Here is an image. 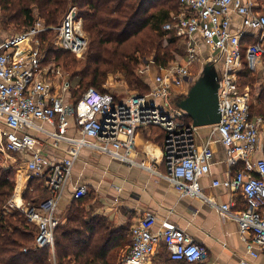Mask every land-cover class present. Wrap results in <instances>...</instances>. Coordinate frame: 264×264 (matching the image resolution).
<instances>
[{
  "label": "built area",
  "instance_id": "built-area-1",
  "mask_svg": "<svg viewBox=\"0 0 264 264\" xmlns=\"http://www.w3.org/2000/svg\"><path fill=\"white\" fill-rule=\"evenodd\" d=\"M258 8V0H180L179 11L172 13L164 28L186 42V56L159 67L146 93L103 92L92 86L76 104L69 99L71 83L61 67L45 66L46 54L41 51L38 35L49 27L37 23L20 34L3 35L0 26V151L22 157V185L41 178L50 193L38 205H26L17 191L20 202L13 198L6 208L21 210L36 225V245L54 247V233L62 221L57 214L58 203L75 162L88 148L166 178L183 196L208 201L238 224L252 256L264 251V115H252L250 85L240 82L246 67L257 72L264 62V11ZM234 14L240 18L236 29L232 26ZM248 31L256 40L243 50ZM196 36L213 51L207 60L201 55ZM55 42L76 53L85 48L83 19L77 6L64 16ZM207 62L222 64L221 120L208 126L205 143L200 144V127L188 121L177 101L186 96ZM196 63L200 70L193 74L191 67ZM73 122L75 131L69 134ZM152 126L165 134L163 170L156 156L147 152L146 156L138 155L137 131ZM49 142L57 148L65 143V156H49L44 151ZM219 142L231 170L240 159L246 165L223 180L213 179L211 185L240 194L245 208H239L234 198L219 202L201 186V179L212 172L214 145ZM88 192L87 186H77L74 199ZM155 224L156 216L146 212L131 227L132 246L124 264H148L162 245L172 260L186 264H196L206 254L179 227L155 230Z\"/></svg>",
  "mask_w": 264,
  "mask_h": 264
},
{
  "label": "trees",
  "instance_id": "trees-1",
  "mask_svg": "<svg viewBox=\"0 0 264 264\" xmlns=\"http://www.w3.org/2000/svg\"><path fill=\"white\" fill-rule=\"evenodd\" d=\"M258 1L261 9L264 0ZM71 6L78 7L89 36L82 68V61L75 54L53 48L50 41L46 44L48 32H41L38 37L41 51L46 54L45 63L54 58L70 73V93L75 104L89 87L108 91L104 83L109 74L117 71L126 76L137 93H146L151 86L136 73L140 62L151 58L157 67H163L177 60L180 39L166 31L164 25L172 13L179 11L180 0H0L2 34H10L12 27L25 30L38 19H43L49 28L56 26ZM240 76L242 85L252 86L258 80L247 67ZM263 95L262 89L259 101ZM261 103L252 104L253 116L264 115ZM188 121H192L190 117ZM152 128L159 130L158 137L164 140V131L158 126ZM11 177V171H5L0 180V264H124L131 248L127 230L113 229L105 216L93 215L87 207L91 199L88 194L75 199L57 226L54 247L36 245V225L21 210L4 208L16 187ZM30 188L39 196L44 194L43 199L50 194L41 178H32ZM27 194L28 191L24 196ZM164 264L186 263L167 258Z\"/></svg>",
  "mask_w": 264,
  "mask_h": 264
},
{
  "label": "crops",
  "instance_id": "crops-1",
  "mask_svg": "<svg viewBox=\"0 0 264 264\" xmlns=\"http://www.w3.org/2000/svg\"><path fill=\"white\" fill-rule=\"evenodd\" d=\"M258 10L264 11V5ZM239 25L240 18L234 14L232 26L236 29ZM255 40L253 32L248 31L243 38V50L249 41ZM182 41L185 43L184 56H186V42L183 39ZM196 41L205 60L213 55L210 46L200 36H196ZM215 64L217 68L222 69V64ZM259 68L254 74L264 89V62L260 64ZM218 71L222 73L223 70ZM154 76H148L147 82L151 83ZM142 129H139L136 134L139 157L146 156L145 152L151 153L157 157L160 162L159 168L163 170V140H152L149 138L150 135L141 134ZM209 130V127L199 129L200 144L205 143ZM74 131L73 122L69 134H74ZM49 141L52 140L49 139ZM261 143L264 144V139L261 140ZM66 146L65 143H61L57 148L49 142L44 151L49 156L61 158L66 154ZM253 159L255 160L254 157ZM245 165V160L240 159L231 170L223 145L220 142L216 143L212 158V172L200 181L205 193L215 196L219 202H226L234 198L237 200L239 208L246 207L243 197L237 192L223 186L213 187L211 185L213 179L223 180L231 171L235 173ZM253 174L256 172L253 171ZM22 180H24V176ZM81 185H85L89 189L87 196L90 195L91 199L87 207L92 210L93 215L105 216L113 229L125 228L131 246V227L146 212H151L156 216L155 230H162L172 225L177 226L190 234L194 241L204 248L206 254L196 264H264V251L260 252L257 257L249 253L238 224L234 220L224 217L208 201L200 197L183 196L164 177L138 166H131L126 162L115 160L98 150L84 148L74 164L71 179L64 188L62 198L58 203L57 214L62 220L75 201L73 194L76 187ZM167 258L170 259L169 252L162 245L157 253L150 258L148 264H164Z\"/></svg>",
  "mask_w": 264,
  "mask_h": 264
},
{
  "label": "rangeland",
  "instance_id": "rangeland-1",
  "mask_svg": "<svg viewBox=\"0 0 264 264\" xmlns=\"http://www.w3.org/2000/svg\"><path fill=\"white\" fill-rule=\"evenodd\" d=\"M71 7H69V10H70ZM77 10H78V13H79L78 7H77ZM35 14H37V11L35 12ZM37 23H42L43 25H45V21L43 19L36 20V23L33 26H35ZM60 24H58L56 26H50V28L48 30H44L43 31V32H46V33L48 32L47 34L50 35V38L45 41L46 44L50 41L51 44H52L51 46L53 48L57 47L58 49H62L60 46L56 45V42H55L56 37L58 36V27L60 26ZM29 28L30 27H28L27 29H29ZM27 29H25V30L22 29V30L18 31L17 29L12 27L10 29V34L8 32H6V31H4L3 35H16V34H20V33L24 32V31H26ZM85 36H86L87 44H86L85 48L82 51L76 53V52H73V51L69 50L70 52L75 54L82 61V62L80 61L81 63H80L79 68H82V66L84 64V61L86 59V53H87L88 46H89V36L87 35L86 32H85ZM39 38L40 37H38V39ZM184 46H185V43L182 41V39L179 40L180 53L177 56V60H179L180 58L184 57V54H185L184 53ZM243 62H244V64H247V61H246L245 57H243ZM50 65H53L52 67H61V69L65 73V76H67L68 80L70 81V79H69L70 73L68 71H66L65 67L62 66V64H58L57 61L53 58L49 62H47L45 66H50ZM199 66L200 65L197 64V63L192 65L191 69L194 70L193 74L196 73L198 70H200ZM158 69H159V67H157L153 63V59H151V58L147 59L146 58V59H144L143 61L140 62L139 66L136 69V73H137L138 76L142 77L143 80L146 82L147 81V77L150 76V75H152V76L156 75ZM147 70H150V72L147 73ZM209 79L213 80V73H211L209 75ZM104 88H107L109 91L115 90L116 92H119V93H125L126 91L133 93V92H137L138 91V90L132 89V87L129 86V83H128L127 79H126V76H124L119 71L109 74V77L106 79V81L104 83ZM262 89H263L262 85L260 84L259 81H256L255 84L252 85V86L250 85V93H251V96H252V104L256 105L258 102H260V103L262 102L261 104L264 107V95L262 97H260V101H259V96L262 93ZM70 90H71V87H70ZM70 90H69V92H70ZM139 91H141V90H139ZM69 99L71 101L73 100L72 96H71V93H70ZM203 127L206 128L208 126H203ZM203 127H200V128H203ZM141 131H142L141 134H143V135L144 134L145 135H150L149 138H151L152 140H157V141L161 140L159 137H157L159 130H157L156 128H152L151 127L150 129H142ZM22 170H23L22 157L19 156L18 153H17V155H14L12 153L6 154V153H3L2 151H0V180L2 179V174H4L5 171H11V175H12L11 179L13 178L12 180H14V182L16 184L15 191L13 192V194L11 195V197L9 198V200L5 204V206H8L9 203H10V200L13 199V198L15 199L16 197H18V199L20 201V196H18L19 193H17V191L21 192L22 199H23V201H24V203L26 205H38L41 202V200H43V198H44V196H43L44 194L39 196L37 192H34L33 188L29 189V184H30L31 180L25 182V184L22 185V182H23L22 181V177H23ZM20 177H21V180H19ZM27 191H28V194L25 197L24 193L27 192ZM5 206H4V208H6ZM65 216H64V218H65ZM129 250H130V248H129ZM118 262L120 264H123L120 261H118Z\"/></svg>",
  "mask_w": 264,
  "mask_h": 264
},
{
  "label": "water",
  "instance_id": "water-1",
  "mask_svg": "<svg viewBox=\"0 0 264 264\" xmlns=\"http://www.w3.org/2000/svg\"><path fill=\"white\" fill-rule=\"evenodd\" d=\"M180 58L179 60H181ZM214 62H207L193 80L186 96L177 105L191 118L196 127L211 126L221 120L219 79L221 73ZM213 73V80L209 75Z\"/></svg>",
  "mask_w": 264,
  "mask_h": 264
}]
</instances>
